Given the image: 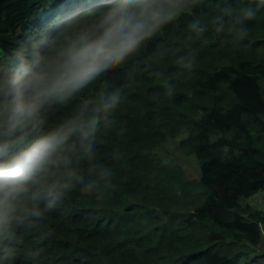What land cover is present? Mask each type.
I'll return each instance as SVG.
<instances>
[{
    "label": "trees",
    "instance_id": "1",
    "mask_svg": "<svg viewBox=\"0 0 264 264\" xmlns=\"http://www.w3.org/2000/svg\"><path fill=\"white\" fill-rule=\"evenodd\" d=\"M101 4L0 0V53L58 15ZM247 8L256 14L237 41L232 17ZM117 89L91 164L70 169L81 181L107 169L108 182L17 226L11 264H264V207L248 202H264V0H191L48 123Z\"/></svg>",
    "mask_w": 264,
    "mask_h": 264
},
{
    "label": "clouds",
    "instance_id": "2",
    "mask_svg": "<svg viewBox=\"0 0 264 264\" xmlns=\"http://www.w3.org/2000/svg\"><path fill=\"white\" fill-rule=\"evenodd\" d=\"M190 3L102 0L54 17L0 53V264L12 262L17 226L46 216L74 193L99 192L111 174L99 169L81 181L70 169L91 164L95 135L121 101L118 89L101 90L94 107L81 106L72 118L49 124V115L96 86ZM255 14L247 8L232 17L237 41ZM226 24L215 18L217 31ZM191 27L204 31L199 22Z\"/></svg>",
    "mask_w": 264,
    "mask_h": 264
},
{
    "label": "rangeland",
    "instance_id": "3",
    "mask_svg": "<svg viewBox=\"0 0 264 264\" xmlns=\"http://www.w3.org/2000/svg\"><path fill=\"white\" fill-rule=\"evenodd\" d=\"M189 161H190L192 168H196V162L193 160V158H190ZM248 202L251 203L257 209H261L264 207V204H263L264 202L262 201V198L260 195H257L249 199ZM261 243H262L261 249L264 251V239L263 238H261Z\"/></svg>",
    "mask_w": 264,
    "mask_h": 264
},
{
    "label": "built area",
    "instance_id": "4",
    "mask_svg": "<svg viewBox=\"0 0 264 264\" xmlns=\"http://www.w3.org/2000/svg\"><path fill=\"white\" fill-rule=\"evenodd\" d=\"M260 234H261V238L264 239V224L260 226Z\"/></svg>",
    "mask_w": 264,
    "mask_h": 264
}]
</instances>
